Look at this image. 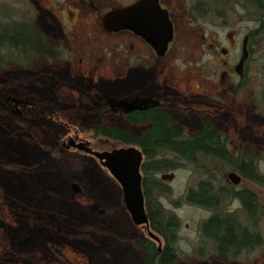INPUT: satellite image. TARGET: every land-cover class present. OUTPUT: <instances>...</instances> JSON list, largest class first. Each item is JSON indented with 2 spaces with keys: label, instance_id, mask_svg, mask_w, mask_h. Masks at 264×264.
Segmentation results:
<instances>
[{
  "label": "rangeland",
  "instance_id": "374dc122",
  "mask_svg": "<svg viewBox=\"0 0 264 264\" xmlns=\"http://www.w3.org/2000/svg\"><path fill=\"white\" fill-rule=\"evenodd\" d=\"M4 3L9 5V0ZM50 12L61 21L68 18L61 8ZM99 13L82 9L75 26L61 27L45 12H37L36 27L52 46L63 47L68 39L71 58L62 49V56L37 57L31 68L12 64L0 68V99H18L19 109L23 100L32 102L18 113L10 109L11 102L0 100V264H148L132 243L144 230L125 208L118 180L89 152L63 146L66 128L43 120L41 110L58 112L83 136L102 116L105 124L137 132L143 126L100 108L92 98H139L158 85L159 97L170 96L171 111L188 130L200 124L198 107L204 108L228 136L230 147L248 148L264 169L263 92L258 89L256 100L251 101L249 88L236 99L218 90L220 72L237 56L235 49L224 50L233 45L231 28L187 26L177 18L170 53L155 60L136 35L104 31ZM139 54L140 59L146 54L144 61L151 66L155 61V68L139 69L134 57ZM210 97L220 102L209 101ZM91 141L96 147L108 145L106 139ZM198 177L190 166L175 168L166 176L169 193L159 198L179 218L178 256L173 264H264L258 251L247 260L223 262L214 252L196 250L202 246L199 225L208 209L185 201L184 193ZM251 186L263 202L264 187ZM237 205L236 201L229 204ZM261 226L264 229V217Z\"/></svg>",
  "mask_w": 264,
  "mask_h": 264
},
{
  "label": "trees",
  "instance_id": "16d2710c",
  "mask_svg": "<svg viewBox=\"0 0 264 264\" xmlns=\"http://www.w3.org/2000/svg\"><path fill=\"white\" fill-rule=\"evenodd\" d=\"M1 2L0 68L14 63L28 65L30 53L36 52L41 44L39 33L28 26L30 22L19 12L14 21L9 5ZM0 100L6 102L7 97ZM130 118L135 122L150 121L151 124L142 134H133L98 123L95 134L109 135L113 141L121 144H136L142 150L140 168L149 227L162 240L160 248L150 236L132 240L143 253L144 260L148 264H173L178 256L176 241L179 218L166 209L159 198L169 193L166 174L182 166L192 167L193 172L199 175L196 182L185 189L184 198L213 212L199 226L202 236L213 243L217 252L225 258L259 250L264 252V229L261 226L264 201L251 186L264 187V169L250 150L239 147L232 152L230 140L222 137L220 131L208 121L192 136H186L183 134L184 127L172 120L158 105L148 110H138ZM229 169L241 176L239 184L226 179ZM234 201L239 204L236 208L229 206Z\"/></svg>",
  "mask_w": 264,
  "mask_h": 264
},
{
  "label": "flooded vegetation",
  "instance_id": "af4514ba",
  "mask_svg": "<svg viewBox=\"0 0 264 264\" xmlns=\"http://www.w3.org/2000/svg\"><path fill=\"white\" fill-rule=\"evenodd\" d=\"M2 1L5 2V0H2ZM41 1L43 2L42 3L43 5H41L39 0H9L10 12L14 17V21L17 20L16 17L18 16V12L21 14V16H25L26 21L30 22L28 23V26H31V28L38 31L39 37L41 40V44L37 47V51L30 53L31 57H30V61L28 65H23L20 63H14L12 65L31 68L33 66V62L35 61L37 57H42V56L45 57L46 54H49V55L55 54L58 56H62L61 55L62 49L67 50L66 52H68L67 54L68 58H71L70 55L72 54V51H71V45L68 39H65V41H63L65 44V46L63 47L62 46H57V47L52 46L50 45L47 38L45 37V34L36 27L35 15L37 14V12H40V11L45 12L46 14H48V16L52 17L58 26L66 25L67 27L75 26V24L78 22V19H79L78 13L82 9L88 8V9H94V10L100 11V13L97 14V18L99 19L100 25L102 26V29L104 31L108 33H114L118 31H128L131 34L136 35L150 49V52L152 56L155 58V60L170 53L171 46L174 43V39H175L177 18H179L181 21V24L187 25V26L196 25V24H217L222 27L231 28L230 35H231V42L233 43V45L232 47L228 46L227 47L228 49L224 48V50L230 51L231 49H235L237 50V56H236V60L234 64L226 65V68L220 72V81L222 85L219 87L218 90H220L222 93L227 91L230 94H233L236 99V97L239 98L241 92L245 88H249V92L251 93L249 95V100L255 101L257 97V91L259 89L260 91L263 92L262 100L264 102V0H158L160 5L167 10L168 17L171 20L172 27H173L172 38L171 40H169L167 48L165 49L163 54H158L157 51L154 49V47L150 43H148L144 37L135 33L133 30H130L128 28H123V29L114 31V30H109L105 28L104 23H103V14L105 12L113 8H116V7L128 5L136 0H109L110 2L108 1V3L103 2V0H97V2H95L96 0H41ZM56 8L58 9L61 8L62 10H64L67 13L68 18L65 17L66 19H64L63 21H61V19H56L55 14L50 12ZM102 11L103 13H101ZM74 13H75V16H73ZM87 20H88L87 17L82 18V21H87ZM68 36L71 37V35H68ZM128 49H129V46H128ZM145 55L142 56L143 59H140L141 57L140 54L134 56V57H137V61H138L136 62L137 66L139 67V69L140 68L150 69L151 67L154 69L157 63L153 61L152 66L148 63H145L144 61ZM127 56H129V54H127ZM170 61L171 60H169V65L172 66L173 63H170ZM67 67L69 66L67 65ZM66 70L70 72L69 71L70 67L67 68ZM156 86L157 87H154V90H145L147 92L145 94H142V96H140L139 98L137 97L136 98L135 97L125 98L127 100H132V101L135 99L136 102H139L141 107H137V108L124 109L123 107H121L120 102L123 101L124 99H119V98L105 99L104 97L100 95H96L97 98L95 96L92 98V102L98 105L100 108L104 110L110 109L113 112L114 111L119 112L122 114V116L125 119H127L133 125L143 126L142 129L137 132L129 131L115 124H105L104 116H102L99 122H97L94 126H92L89 132H86L88 135L86 134L85 136L81 135V131L76 126L71 125L68 121H65L63 118H61L58 112L56 111H52L48 113L45 110H41L42 115H43L42 119L47 120L48 118L52 121L59 123L60 125L66 128L67 133H64L63 139H61L62 140L61 143L63 146H73L72 144L69 143V139L73 137L76 139V141L88 140L89 141L88 145L92 149H95V150H103V149L109 150L116 146L132 144V143H122V144L117 143L113 141V138L109 135L106 136L103 134H95L96 132L95 126L98 123H101L103 127H108V128L118 127L124 131L131 132L133 134H142L144 130L151 124L150 121L135 122L130 118V115H133L134 112L138 110L140 111L148 110L151 106H154V105H158L162 110H164L169 115V117L172 120L181 124L185 130L183 134L186 136H192L196 129L201 128L203 126L205 121L210 122L214 128L220 131V129L216 125H214L213 123L214 119L209 118L208 111H206L204 108H201V107H198V110L200 112V124L197 127H194L188 130L184 125V120L180 118L178 115L173 114V112L171 111L170 107L173 104H172L170 96H167L164 94L162 97H159L158 91H159L160 86L158 85ZM110 93H112V91ZM212 98L213 97H210L208 98V100L220 102L218 101L219 99H212ZM18 101L19 100L16 98L7 97L6 102H11L12 106L10 107V109L18 113H20L22 108L26 109L28 107H31L32 105V102L30 100H23L24 104L21 107V109H19ZM220 134L222 137L228 138V136L225 135L221 131H220ZM92 139H106L108 140L106 142L108 143V145L106 144V147H96L93 145L91 141ZM133 145H136V144H133ZM137 147L140 148L139 146ZM238 148L239 147H237L236 149L231 148L232 152H236ZM87 152H89L92 156H94L99 161V163H101V161L91 151H87ZM174 170H171L169 174L172 173ZM230 170H233V169H229L228 171ZM140 171H141V168H140ZM142 177H143V173H142ZM229 182L233 183L231 180ZM240 182L241 180L239 181V183ZM141 186H142V178H141ZM142 191H143V188H142ZM121 199H122V195H121ZM212 214L213 212L211 210H208V215L202 219L201 223L205 219H207L209 216H211ZM140 225L142 226L144 230L141 238H146L147 236H150L148 235L147 227L142 224ZM199 233L200 235H202L200 231V226H199ZM201 238L203 239L204 237L202 236ZM161 244H162V240L160 238V242H158V248L161 247ZM196 250L204 251V252H214L216 256L223 262H226L227 260H230L231 258H235V259L242 258V259L247 260L251 257V254H256V252L244 253L242 255L235 254L232 257L229 256L228 258H225L217 252L216 247L213 245V243L206 238L203 239L202 246L200 245L197 246ZM258 252H261V254L264 255L263 251L259 250Z\"/></svg>",
  "mask_w": 264,
  "mask_h": 264
},
{
  "label": "water",
  "instance_id": "95a60500",
  "mask_svg": "<svg viewBox=\"0 0 264 264\" xmlns=\"http://www.w3.org/2000/svg\"><path fill=\"white\" fill-rule=\"evenodd\" d=\"M106 29L119 30L128 28L141 35L150 43L158 54H163L173 35V27L167 10L158 0H136L128 5L113 8L103 14ZM124 109L141 107L134 99H124L120 102ZM143 107V106H142ZM69 143L73 146L91 151L112 175L118 180L122 190V200L132 220L147 227L148 235L160 242L159 236L149 228L144 195L141 186L142 162L141 149L136 145H121L112 149H92L88 140H78L71 137ZM227 177L237 184L241 176L234 170L227 172Z\"/></svg>",
  "mask_w": 264,
  "mask_h": 264
}]
</instances>
